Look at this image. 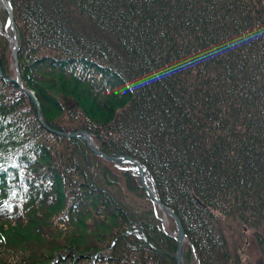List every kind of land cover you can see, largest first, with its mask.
I'll return each mask as SVG.
<instances>
[{"label": "trees", "instance_id": "obj_1", "mask_svg": "<svg viewBox=\"0 0 264 264\" xmlns=\"http://www.w3.org/2000/svg\"><path fill=\"white\" fill-rule=\"evenodd\" d=\"M7 1L46 123L141 162L182 222L186 260L195 248L225 264L223 226L263 224L264 0ZM9 18L1 8L4 33ZM160 212L134 166L46 129L0 73V264H176Z\"/></svg>", "mask_w": 264, "mask_h": 264}, {"label": "water", "instance_id": "obj_2", "mask_svg": "<svg viewBox=\"0 0 264 264\" xmlns=\"http://www.w3.org/2000/svg\"><path fill=\"white\" fill-rule=\"evenodd\" d=\"M5 8L6 11H8L10 18H9V25L12 28V31L14 33L15 36V45H14V59H15V64H16V79H7L3 73V67H2V62L0 61V73L1 75L7 79L8 81H10L13 85H15L17 88H19L20 90H22L26 95H28L30 97V99L32 100L35 109H36V114L38 119L40 120V122L42 123V125L48 129L51 132H55L58 135H62L65 136L66 138H79V139H84L87 143V145L89 146V148L98 156L104 158L107 161L113 162V163H130L132 165L135 166L136 171L138 172L139 176H140V180L142 183V186L144 188V190L146 191L148 197L150 199L153 200L154 204L157 205L161 210L164 211V213L166 215H169L175 222L176 224V228H177V235H176V239H177V251H176V255H175V261L176 264H189L185 258H184V243L186 241V232L184 230V227L182 225V222L180 220V218L178 217V215L170 208H168L167 206H165L159 196L158 193V189L157 186L154 182V180L152 179V177L150 176L148 169L144 167V165L139 162L138 160L129 157V156H124V155H120L117 157H113V156H109L104 154L103 152H101L98 147L96 146V144L94 143L91 135L86 132V131H79L76 133H61V132H57L54 131L52 128H50V126L46 123L44 116L42 114V111L40 109L38 100L34 94V92L26 89L22 83V79L20 76V72H19V68H18V64H19V60H18V49H19V43H18V39L16 37V29H15V25H14V14H13V10L10 6V3L7 0H0Z\"/></svg>", "mask_w": 264, "mask_h": 264}, {"label": "rangeland", "instance_id": "obj_3", "mask_svg": "<svg viewBox=\"0 0 264 264\" xmlns=\"http://www.w3.org/2000/svg\"><path fill=\"white\" fill-rule=\"evenodd\" d=\"M1 8H4V6H3V4H2V2L0 1V11H1ZM2 23H1V21H0V33H4L3 32V30H2ZM7 28L10 30V34H8V32H9V30H7L6 31V33H4V35L7 37V38H9L10 39V41H11V50H12V54H13V51H14V38L13 37H11L10 35L12 34V31H11V28H10V25L8 24L7 25ZM1 61V60H0ZM2 62V61H1ZM2 67H3V64H2ZM10 67H11V69L15 72V75L13 76V77H11V78H7L6 76V78L7 79H16V64H15V60H13V63L10 65ZM18 68H19V64H18ZM19 72H20V69H19ZM3 73H4V75H6L5 74V72H4V69H3ZM20 76H21V73H20ZM25 87V86H24ZM26 88V87H25ZM27 89V88H26ZM29 90V89H28ZM30 91H32V90H30ZM32 92H34V91H32ZM35 94V93H34ZM51 128V127H50ZM95 142V141H94ZM96 144V143H95ZM110 162V161H109ZM132 199V197L129 199V200H131ZM132 206H130V207H132L133 209H143V210H145L146 208L149 210V211H151L152 210V204H150V203H148L147 202V198H144V199H140V198H133L132 199ZM160 211H162L161 209H160ZM164 213V212H163ZM168 216L164 213V215L160 212V218L164 221V224H165V227L167 228V231H170V227L172 226V224L170 223V221H169V219L167 218ZM220 217V216H219ZM221 218V217H220ZM254 219H258V220H261L262 222H263V224H261V223H256V222H254L253 220H251L250 222H248V223H245V224H241V225H238L237 226V229L236 228H230V229H228V227H227V225L226 226H223V228H224V232H225V239H226V241L228 242V244H231L233 247L236 245V240H239V238H237V237H240V236H243V232L245 231V229L247 228L248 230H247V234H246V238H248V237H251V238H253V240H254V238H255V236H257V237H260V236H262V235H264V216H262V217H257V218H254ZM227 221H230L229 219L227 220ZM225 223V222H224ZM224 223H223V225H224ZM255 231V232H254ZM185 244H186V242L184 243V247H185ZM245 248H246V244H245V242L242 240V243H241ZM246 245V246H245ZM229 251V248H228V246L227 245H225V252H226V255H227V252ZM247 251L250 253V257L251 258H254V259H256V261L258 262V263H261L262 264V262H261V254H260V252H259V248H258V245H257V242L255 243V244H253L252 242L247 246ZM184 253H185V249H184ZM195 255H193V257H192V255L189 257V258H191V264H200L199 262H198V260H199V257H198V255H197V251L194 253ZM225 255V254H224ZM194 259L197 261H194ZM226 261V260H225ZM224 261V262H225ZM263 263H264V261H263Z\"/></svg>", "mask_w": 264, "mask_h": 264}, {"label": "flooded vegetation", "instance_id": "obj_4", "mask_svg": "<svg viewBox=\"0 0 264 264\" xmlns=\"http://www.w3.org/2000/svg\"><path fill=\"white\" fill-rule=\"evenodd\" d=\"M247 228L243 232V236L237 237L239 240H236V245L233 247L231 244H228L226 241V245L229 248V251L227 252L228 259L224 262L225 264H261L256 261V259L250 257V253L247 251V246L252 242L255 244L257 242L259 252L261 254V262L262 264L264 261V248L262 245V240H264V235L257 237L255 236L254 240L251 237L246 238L247 234ZM255 232V231H254ZM242 240L245 242L246 248L241 244ZM184 249V247H183ZM197 250L193 248V252L195 253ZM185 258V253H184ZM186 260V258H185ZM187 261V260H186ZM194 261H196L194 259ZM188 262V261H187ZM197 262V261H196ZM191 264L190 262H188Z\"/></svg>", "mask_w": 264, "mask_h": 264}]
</instances>
